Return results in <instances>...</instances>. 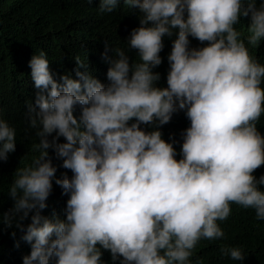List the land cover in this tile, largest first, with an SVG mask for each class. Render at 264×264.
Masks as SVG:
<instances>
[{
  "label": "clouds",
  "instance_id": "clouds-1",
  "mask_svg": "<svg viewBox=\"0 0 264 264\" xmlns=\"http://www.w3.org/2000/svg\"><path fill=\"white\" fill-rule=\"evenodd\" d=\"M65 1L78 20L98 13L109 29L115 23L124 46L101 47L74 29L63 72L43 50L30 59L24 124L19 110L14 125L0 114V161L24 150L17 127L35 129V154L16 169L14 205L3 213L31 246L23 264H104L103 251L112 264H204L194 251L225 238L219 222L232 204L264 221V175H254L264 165V63L253 53L264 40V0ZM241 17L250 18L246 33L235 27ZM190 37L207 44L191 47ZM166 56L167 87H159L154 70ZM180 111L190 127L178 160L176 141L159 129ZM49 149L62 160L61 178ZM53 181L69 196L64 219L41 214ZM220 252L245 259L240 246Z\"/></svg>",
  "mask_w": 264,
  "mask_h": 264
},
{
  "label": "trees",
  "instance_id": "trees-1",
  "mask_svg": "<svg viewBox=\"0 0 264 264\" xmlns=\"http://www.w3.org/2000/svg\"><path fill=\"white\" fill-rule=\"evenodd\" d=\"M260 2L261 0H257V5ZM76 8L67 7L65 0H0V95H2L0 114L10 124L14 125L18 110L17 121L21 124L25 122L21 112L24 110L26 96L29 93L26 77L31 73L29 61L35 53L43 50L47 54L52 69L56 73H61L64 70L63 57H70L73 52L74 29L92 34L96 44L101 47L124 46L121 38L123 31L117 35L118 28L115 23H111L112 29H109L106 18L98 13L89 19L86 17L84 20H78L76 14L78 9ZM117 17L124 24L132 22L129 15L118 14ZM133 24L139 25V20L137 19ZM249 24V17H241L240 23L235 27L246 33ZM102 33L105 35L100 37ZM79 36L82 37L83 34L80 33ZM173 39L175 37L171 38V40ZM189 39L191 47L199 48L207 44L205 42L202 45L191 37ZM253 53L261 63H264V40L261 41L258 48L253 49ZM154 71L161 74L157 86L167 87L169 71L167 56ZM10 91L13 92L12 95H10ZM16 95L19 104L14 102ZM188 127H190V120L184 111H180L174 114L169 123L159 129L165 141H176L174 147L178 153L176 157L178 160L181 158L179 152L183 142L181 134ZM257 127L264 134V115L261 116ZM16 129L17 143L24 150L16 149L14 153L9 154L6 162L0 161V264H23V257L31 252L30 244L21 239L23 233L15 226L6 228L3 223V213L14 205V201L8 195V186L13 182L14 173L19 166H23L20 164L25 156L28 157L27 162H30L31 156L35 154L28 150L35 129H31L29 125H22ZM147 130L152 129L148 128ZM49 139L51 140V137ZM34 140H37L36 136H34ZM58 142L63 143L64 141L60 139ZM49 155L53 165L57 167L56 178H61L62 160L56 158L52 149H49ZM254 175L257 178L264 175V165L258 168ZM68 199L69 196L60 191L53 181V190L46 201L47 207L42 210L41 214L49 218L56 215L64 219V209ZM231 208L230 217L219 222L225 232V238L216 241L201 240L192 257L194 262L202 259L204 264H264V221L257 220L255 212L251 208L245 209L236 204H232ZM30 222V218L24 221L25 225ZM13 232H16L15 237L12 236ZM17 242L19 247H16ZM224 245L242 247L245 259L234 261L230 257L222 256L220 249ZM102 260L104 264H112L109 251H103ZM117 264H119L118 261Z\"/></svg>",
  "mask_w": 264,
  "mask_h": 264
},
{
  "label": "bare ground",
  "instance_id": "bare-ground-1",
  "mask_svg": "<svg viewBox=\"0 0 264 264\" xmlns=\"http://www.w3.org/2000/svg\"><path fill=\"white\" fill-rule=\"evenodd\" d=\"M7 2V1H6ZM4 3V2H3ZM21 3V2H20ZM41 4V3H40ZM2 8V7H1ZM44 9V8H43ZM5 10V9H4ZM42 10V9H41ZM20 11V10H19ZM120 17V16H119ZM126 17V16H125ZM122 18V17H121ZM129 18V17H128ZM18 19V18H17ZM3 183V182H2ZM45 216V215H44Z\"/></svg>",
  "mask_w": 264,
  "mask_h": 264
}]
</instances>
